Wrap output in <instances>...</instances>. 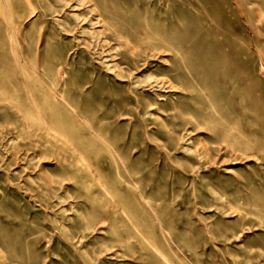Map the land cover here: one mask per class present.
<instances>
[{
  "label": "rangeland",
  "instance_id": "obj_1",
  "mask_svg": "<svg viewBox=\"0 0 264 264\" xmlns=\"http://www.w3.org/2000/svg\"><path fill=\"white\" fill-rule=\"evenodd\" d=\"M13 3L0 264H264V0Z\"/></svg>",
  "mask_w": 264,
  "mask_h": 264
},
{
  "label": "bare ground",
  "instance_id": "obj_2",
  "mask_svg": "<svg viewBox=\"0 0 264 264\" xmlns=\"http://www.w3.org/2000/svg\"><path fill=\"white\" fill-rule=\"evenodd\" d=\"M13 0H0V18L3 20L4 23L9 25V22L12 21V14H13V8H14ZM2 23V22H0ZM14 25V24H13ZM9 28V27H8ZM15 28V27H14ZM20 39V38H19ZM23 39V38H22ZM27 41V40H26ZM24 48V47H23ZM17 53V52H16ZM18 60V59H17ZM23 64V63H22ZM28 71V70H27ZM34 71V69H33ZM31 74V73H30ZM26 75V74H25ZM24 76V75H23ZM25 78V77H24ZM31 77L27 75V80H30ZM26 80V79H25ZM29 95V93H28ZM0 257L3 256L0 253Z\"/></svg>",
  "mask_w": 264,
  "mask_h": 264
}]
</instances>
